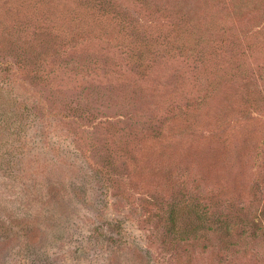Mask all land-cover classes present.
I'll return each instance as SVG.
<instances>
[{"label": "rangeland", "instance_id": "obj_1", "mask_svg": "<svg viewBox=\"0 0 264 264\" xmlns=\"http://www.w3.org/2000/svg\"><path fill=\"white\" fill-rule=\"evenodd\" d=\"M0 264H264V0H0Z\"/></svg>", "mask_w": 264, "mask_h": 264}]
</instances>
